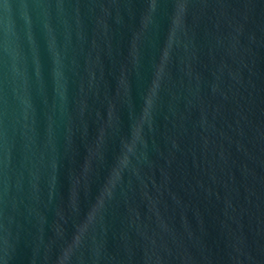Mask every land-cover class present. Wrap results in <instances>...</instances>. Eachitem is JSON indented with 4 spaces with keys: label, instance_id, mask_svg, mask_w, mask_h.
<instances>
[{
    "label": "water",
    "instance_id": "95a60500",
    "mask_svg": "<svg viewBox=\"0 0 264 264\" xmlns=\"http://www.w3.org/2000/svg\"><path fill=\"white\" fill-rule=\"evenodd\" d=\"M0 264H264V0H0Z\"/></svg>",
    "mask_w": 264,
    "mask_h": 264
}]
</instances>
